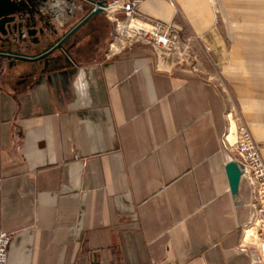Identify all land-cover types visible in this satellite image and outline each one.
Segmentation results:
<instances>
[{
  "label": "crops",
  "instance_id": "1",
  "mask_svg": "<svg viewBox=\"0 0 264 264\" xmlns=\"http://www.w3.org/2000/svg\"><path fill=\"white\" fill-rule=\"evenodd\" d=\"M128 1L171 25L191 61L163 62L145 44L107 58L101 14L61 51L10 71L0 62L7 264H264L241 245L253 184L241 175L232 193L225 172L237 159L228 114L264 158V0ZM32 3L53 45L93 9Z\"/></svg>",
  "mask_w": 264,
  "mask_h": 264
},
{
  "label": "built area",
  "instance_id": "2",
  "mask_svg": "<svg viewBox=\"0 0 264 264\" xmlns=\"http://www.w3.org/2000/svg\"><path fill=\"white\" fill-rule=\"evenodd\" d=\"M30 1L32 4L30 9H32L33 3L32 0ZM102 12L113 25L107 58L133 45L145 44L150 46L163 62L186 63L191 61L192 56L179 44L177 32L172 26L141 18L138 2L117 0L106 4ZM133 21L148 26L149 31H131L129 26ZM227 119L228 133L225 139L235 149L237 159L234 162L240 169L241 175L253 184L254 191V215L251 223L242 231L241 245L255 247L260 261L264 262V158L260 153V145L253 139L247 126L240 122L238 116L228 114ZM10 241L9 234L0 233V264H7Z\"/></svg>",
  "mask_w": 264,
  "mask_h": 264
},
{
  "label": "flooded vegetation",
  "instance_id": "3",
  "mask_svg": "<svg viewBox=\"0 0 264 264\" xmlns=\"http://www.w3.org/2000/svg\"><path fill=\"white\" fill-rule=\"evenodd\" d=\"M29 10L31 9L28 0H0V54L12 51L18 56H25V41L34 43L35 38L41 37L38 31L44 27L37 28L35 15L31 12V16ZM28 22L35 27L28 28ZM32 29L37 31L35 37L28 35ZM0 62H3L9 71L25 63L6 58L0 59Z\"/></svg>",
  "mask_w": 264,
  "mask_h": 264
},
{
  "label": "water",
  "instance_id": "4",
  "mask_svg": "<svg viewBox=\"0 0 264 264\" xmlns=\"http://www.w3.org/2000/svg\"><path fill=\"white\" fill-rule=\"evenodd\" d=\"M85 4L92 6V11L83 19L81 22H79L74 28H72L60 41H58L56 44H54L52 47H50L48 50L42 52L39 55L36 56H18L12 51L7 52V54H0V59H12L13 61H21V62H37L44 57L52 54L55 51H61L63 48V44L68 41L72 36H74L90 19L93 17H96L98 15L103 14L102 8L106 5L105 2H96L93 0H82ZM29 8L32 7L31 1L28 0ZM30 11V10H29ZM30 15L32 16L31 12ZM33 26L32 28H34ZM41 37H44V29L38 31ZM37 31L35 29H32L28 32L29 37H35ZM34 44L38 45L40 43L39 39L34 40ZM1 64V63H0ZM225 172L229 181L230 191L232 193H235L240 179H241V171L238 168L237 164L235 162H229L225 168Z\"/></svg>",
  "mask_w": 264,
  "mask_h": 264
},
{
  "label": "trees",
  "instance_id": "5",
  "mask_svg": "<svg viewBox=\"0 0 264 264\" xmlns=\"http://www.w3.org/2000/svg\"><path fill=\"white\" fill-rule=\"evenodd\" d=\"M46 29V27H45ZM49 30H44V37H40L39 38V41L40 43L38 45H35L34 43L30 42V40L28 41L29 42V48H39L41 45H46L47 47H51L54 43V38H50L49 35Z\"/></svg>",
  "mask_w": 264,
  "mask_h": 264
},
{
  "label": "bare ground",
  "instance_id": "6",
  "mask_svg": "<svg viewBox=\"0 0 264 264\" xmlns=\"http://www.w3.org/2000/svg\"><path fill=\"white\" fill-rule=\"evenodd\" d=\"M129 29H130L131 31L139 32V31H142V30L149 31L150 28H149L148 26H146V25H144V24L138 22V21H133V22L131 23V25L129 26Z\"/></svg>",
  "mask_w": 264,
  "mask_h": 264
},
{
  "label": "rangeland",
  "instance_id": "7",
  "mask_svg": "<svg viewBox=\"0 0 264 264\" xmlns=\"http://www.w3.org/2000/svg\"><path fill=\"white\" fill-rule=\"evenodd\" d=\"M110 25H111V27L113 28V25H112V23L110 22ZM112 32V31H111ZM27 47H29V43L28 42H26L25 41V49H27ZM24 53H25V50H24ZM240 114V113H239ZM238 118L240 119V122L241 123H243V124H245L244 123V121L243 120H241V118L239 117V115H238ZM246 125V124H245ZM247 126V125H246ZM256 141V140H255ZM257 142V141H256ZM258 144H259V142H257Z\"/></svg>",
  "mask_w": 264,
  "mask_h": 264
}]
</instances>
